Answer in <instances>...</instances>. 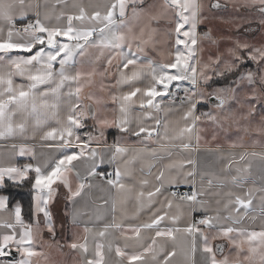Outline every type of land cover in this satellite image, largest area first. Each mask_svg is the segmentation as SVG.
<instances>
[{
    "label": "snow or ice",
    "instance_id": "1",
    "mask_svg": "<svg viewBox=\"0 0 264 264\" xmlns=\"http://www.w3.org/2000/svg\"><path fill=\"white\" fill-rule=\"evenodd\" d=\"M0 140V264H57L61 188L75 264H264V0H0Z\"/></svg>",
    "mask_w": 264,
    "mask_h": 264
},
{
    "label": "crops",
    "instance_id": "2",
    "mask_svg": "<svg viewBox=\"0 0 264 264\" xmlns=\"http://www.w3.org/2000/svg\"><path fill=\"white\" fill-rule=\"evenodd\" d=\"M230 7V6H229ZM228 8H224V9H220L219 12L221 13V11H225L228 10ZM217 11L218 14V18H217V25L216 23H213L212 20L216 19V15H208L209 19L200 26V31H206L208 29H212L213 33L215 35L218 34H224V35H228V34H243L244 36L248 37L249 34L246 33L244 31L245 28H247L248 26L245 25L243 28L240 29L239 33H236V29L232 26V25H228V24H223L221 22V20L219 19L220 17H225V18H237V17H243L244 15H246V12L244 10H241L239 13H237V17L235 15H220L218 13V10H214ZM215 17V18H213ZM221 26H220V23ZM216 26V27H215ZM253 28H257L258 25L256 23L252 24ZM251 38V37H249ZM255 38L258 40L259 39V33L256 34ZM211 136H212V129L209 128L205 133H204V139L209 141L211 143V146H215L216 144H221L223 146V151L225 152H229V151H234V152H239L241 149L236 148V149H231L229 148V143L232 141H237L238 140V133L236 131V129H232L228 132H218L217 133V140L212 141L211 140ZM112 136H109V141H111ZM134 139V138H133ZM259 139V138H257ZM12 142L11 141H3L0 140V150H3V148L5 146H10ZM29 144H32L36 147L37 151L39 152L40 149V141L37 139L35 141H28ZM203 144V141H202ZM250 151L252 149H249ZM259 150V149H256ZM186 155V153H185ZM192 156L194 159L197 160V164H198V170H218L219 169V165L215 162V157L211 156L208 151H207V146L202 147L198 152H194L192 153ZM17 163L23 164L25 162H28V158L27 157H16L15 158ZM20 160V161H19ZM21 161H24L21 163ZM182 187H186V186H182ZM0 194H3L0 192ZM65 190L63 188H61L59 196H58V203L53 205V211H54V215L56 216L57 219V234L55 237V240L59 242L60 245H62L63 247L60 250H56L55 248L52 249V255L53 258L57 261V264H75V261L78 259V254L76 252H74L73 250H71L70 248L67 247V244H69L71 242V240L73 239V233L74 231H76L75 229L70 227L68 218L64 216V210L67 207H70V204H68V202L65 199ZM108 193L107 192H100L97 189H92V196L94 199L99 198L101 196H107ZM85 200H87V197L84 198ZM254 204L257 205L256 207V213H259V200H255ZM86 219V218H85ZM63 224V227H60V224ZM58 234H62V237L60 238L58 236ZM44 235H47V232L45 231ZM51 237V236H50ZM52 240V237L50 238V241ZM19 258V256L17 255V259ZM0 259H10L8 257L6 258H0Z\"/></svg>",
    "mask_w": 264,
    "mask_h": 264
},
{
    "label": "trees",
    "instance_id": "3",
    "mask_svg": "<svg viewBox=\"0 0 264 264\" xmlns=\"http://www.w3.org/2000/svg\"><path fill=\"white\" fill-rule=\"evenodd\" d=\"M20 161V160H19ZM24 161H21V163ZM0 192L5 194H10L12 197V202L20 201L25 210L28 209L31 203V192L30 185L25 182L23 185L14 186L10 181H6V187L0 189Z\"/></svg>",
    "mask_w": 264,
    "mask_h": 264
},
{
    "label": "rangeland",
    "instance_id": "4",
    "mask_svg": "<svg viewBox=\"0 0 264 264\" xmlns=\"http://www.w3.org/2000/svg\"><path fill=\"white\" fill-rule=\"evenodd\" d=\"M218 13L221 15H224V14H227V15H235L236 17H237V12L234 10V9H232L231 7H229V9L228 10H225V11H221V13L219 12V10H218ZM216 15L215 17H216V19H213L212 20V22L213 23H216V25H217V18H218V14H217V11H212V13H206V15ZM219 23H220V21H219ZM220 26H221V23H220ZM216 27V26H215ZM222 27V26H221ZM47 235L48 236H46V235H44V239L46 240V241H50V235L47 233ZM58 236L61 238L62 237V234H58Z\"/></svg>",
    "mask_w": 264,
    "mask_h": 264
},
{
    "label": "water",
    "instance_id": "5",
    "mask_svg": "<svg viewBox=\"0 0 264 264\" xmlns=\"http://www.w3.org/2000/svg\"><path fill=\"white\" fill-rule=\"evenodd\" d=\"M17 255H18V254H16V253L14 252V250H13V256H15V258H17ZM8 258L12 259L13 257H12V256H9Z\"/></svg>",
    "mask_w": 264,
    "mask_h": 264
},
{
    "label": "built area",
    "instance_id": "6",
    "mask_svg": "<svg viewBox=\"0 0 264 264\" xmlns=\"http://www.w3.org/2000/svg\"><path fill=\"white\" fill-rule=\"evenodd\" d=\"M181 191H187V187H181Z\"/></svg>",
    "mask_w": 264,
    "mask_h": 264
}]
</instances>
